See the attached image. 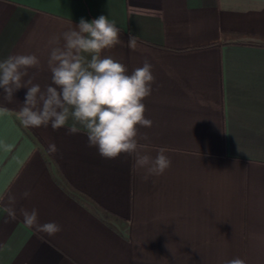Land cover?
I'll use <instances>...</instances> for the list:
<instances>
[{
	"label": "crops",
	"instance_id": "1",
	"mask_svg": "<svg viewBox=\"0 0 264 264\" xmlns=\"http://www.w3.org/2000/svg\"><path fill=\"white\" fill-rule=\"evenodd\" d=\"M100 15L123 42L101 57L129 75L152 65V126L137 140L171 165L145 181L134 157L103 158L83 129L69 134L71 119L24 127L27 88L11 103L0 89V264H264V0H0V61L36 55L22 82L43 91L50 39L63 46L62 33ZM33 209L62 230L26 227Z\"/></svg>",
	"mask_w": 264,
	"mask_h": 264
},
{
	"label": "clouds",
	"instance_id": "2",
	"mask_svg": "<svg viewBox=\"0 0 264 264\" xmlns=\"http://www.w3.org/2000/svg\"><path fill=\"white\" fill-rule=\"evenodd\" d=\"M120 28L114 20L100 15L86 21L81 18L74 28L50 39L51 48L48 67L51 72V84L43 91L38 84L29 79V68L39 66V59L34 54L11 55L0 61V89L3 99L11 103L14 93L27 88L25 101L19 109L18 116L24 127L41 126L59 130L67 128L69 134L84 130L88 146L95 147L101 157L115 159L121 154L134 157L135 167L143 169V179L162 175L171 165L166 149L161 148L155 157L144 153L138 140V126L151 127L152 121L145 118L144 99L151 95L152 65L147 60L142 67L127 74L126 66L110 56L101 57L105 49H111L123 42L119 38ZM137 36L130 35L127 47L137 49ZM90 56V59L88 58ZM6 109L0 108V112ZM148 140L145 135L141 137ZM51 153L57 152L55 144H49ZM29 196V192L23 194ZM8 216L15 219L12 208L6 209ZM26 227L35 228L37 232L53 236L61 227L48 222L40 224L35 209L30 212L22 210ZM224 264H246L239 257L226 260Z\"/></svg>",
	"mask_w": 264,
	"mask_h": 264
}]
</instances>
